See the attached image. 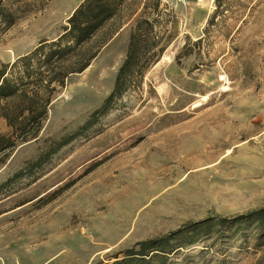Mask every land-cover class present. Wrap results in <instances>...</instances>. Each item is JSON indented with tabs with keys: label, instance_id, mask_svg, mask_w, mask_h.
Masks as SVG:
<instances>
[{
	"label": "rangeland",
	"instance_id": "374dc122",
	"mask_svg": "<svg viewBox=\"0 0 264 264\" xmlns=\"http://www.w3.org/2000/svg\"><path fill=\"white\" fill-rule=\"evenodd\" d=\"M84 1L25 0L28 14L0 35V63L57 39ZM156 1L129 0L122 27L59 90L39 135L0 157V264H112L190 222L264 207V198L238 206L225 195L239 183L263 189L264 0H225L214 18L216 0H160L156 31L168 40L160 61L86 127ZM0 132L12 133L3 119ZM51 149L48 163L16 177ZM129 185V196L112 194ZM219 222L170 264H264L255 226Z\"/></svg>",
	"mask_w": 264,
	"mask_h": 264
},
{
	"label": "trees",
	"instance_id": "16d2710c",
	"mask_svg": "<svg viewBox=\"0 0 264 264\" xmlns=\"http://www.w3.org/2000/svg\"><path fill=\"white\" fill-rule=\"evenodd\" d=\"M129 0H85L68 20L64 32L55 40H44L38 47L14 62L0 63V119L5 120L10 135L0 132V157L13 151L19 142L36 138L48 119L49 108L54 97L67 80L84 73L99 56L102 49L122 27L123 10ZM160 0L153 3L151 16L145 6L132 29L126 59L120 67L115 87L104 105L94 112L86 127L93 125L99 117L108 114L128 90L141 81L146 71L158 63L168 46L156 29L162 19ZM217 11L224 14L225 0H216ZM25 0H0V35L11 30L28 14ZM160 18V19H159ZM74 137L59 143L67 145ZM57 149L43 153L31 162L16 177L26 170L37 169L48 163ZM15 179V178H14ZM216 220L219 224L239 227L255 226L259 238L264 237V207L246 215L231 218L209 217L203 221L190 222L169 234L136 243L119 256L112 264H170L172 258L183 254L189 247L211 235ZM240 228V227H239Z\"/></svg>",
	"mask_w": 264,
	"mask_h": 264
},
{
	"label": "bare ground",
	"instance_id": "6f19581e",
	"mask_svg": "<svg viewBox=\"0 0 264 264\" xmlns=\"http://www.w3.org/2000/svg\"><path fill=\"white\" fill-rule=\"evenodd\" d=\"M212 2H214V0H212ZM5 53L7 55H9L10 57H12V59H13L14 51L9 50ZM89 69H90V67L85 72H87ZM72 90H74V86L68 88V91H72ZM216 151H218V150H214V152H216ZM260 176H264V173H261ZM262 185H263L262 190L257 188L256 190H253L252 192H245L244 190H241V191L239 190L240 188H242V189L245 188L244 184L241 185V183H239L237 186V189H234L232 191L225 190V193H226L225 195H226L227 199H229L230 203H235V202L241 200L243 202L238 206H242V205L244 206V205L249 204L250 202H254L257 199L264 198V183ZM130 187H131V185H129L126 189H124V191L112 192V194L115 196V198L120 197L122 195H124V196L128 195L129 196L128 191H130Z\"/></svg>",
	"mask_w": 264,
	"mask_h": 264
},
{
	"label": "built area",
	"instance_id": "2783aa9c",
	"mask_svg": "<svg viewBox=\"0 0 264 264\" xmlns=\"http://www.w3.org/2000/svg\"><path fill=\"white\" fill-rule=\"evenodd\" d=\"M170 1H172V2H180L182 0H170Z\"/></svg>",
	"mask_w": 264,
	"mask_h": 264
}]
</instances>
